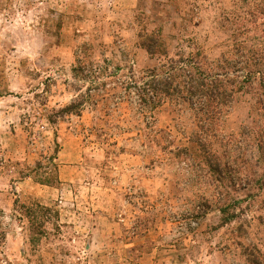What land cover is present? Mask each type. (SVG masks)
<instances>
[{"label": "rangeland", "instance_id": "obj_1", "mask_svg": "<svg viewBox=\"0 0 264 264\" xmlns=\"http://www.w3.org/2000/svg\"><path fill=\"white\" fill-rule=\"evenodd\" d=\"M158 31L170 59L203 68L264 57V0H0V264H244L237 241L264 253L253 91L212 129L211 172L191 110L139 105L160 65L140 36ZM87 92L80 115L59 111Z\"/></svg>", "mask_w": 264, "mask_h": 264}, {"label": "trees", "instance_id": "obj_2", "mask_svg": "<svg viewBox=\"0 0 264 264\" xmlns=\"http://www.w3.org/2000/svg\"><path fill=\"white\" fill-rule=\"evenodd\" d=\"M157 33L140 36L139 46L150 58L158 59L160 65L148 70L142 78V84L135 88L139 105L150 111L165 101L185 105L196 119L198 133L195 142L205 154L207 167L211 172L221 173L215 155L207 151L211 140L216 137L212 129L224 118L236 95L249 90L253 91L250 94L252 109L258 118L264 120V57L243 49L236 51L235 59H224L203 68L199 61L183 58L179 54H176L177 59H170L161 33ZM163 59L166 61L163 62ZM77 62L80 63V60ZM73 71L77 72L76 67ZM90 98L91 95L87 92L81 100L71 101L59 111L80 115L82 100ZM48 120L54 123L51 119ZM260 141L258 137V142ZM210 157L214 159L213 165L209 161ZM35 208L41 212L49 210L38 204ZM23 210L30 217V225L35 224L37 217L32 215L35 211L28 207H23ZM223 220L227 223L229 219ZM236 244L240 248L244 264H264V253L255 244L244 245L239 241Z\"/></svg>", "mask_w": 264, "mask_h": 264}]
</instances>
